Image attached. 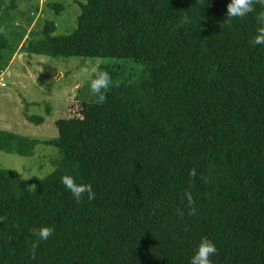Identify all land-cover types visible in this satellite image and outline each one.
Instances as JSON below:
<instances>
[{"label":"trees","instance_id":"1","mask_svg":"<svg viewBox=\"0 0 264 264\" xmlns=\"http://www.w3.org/2000/svg\"><path fill=\"white\" fill-rule=\"evenodd\" d=\"M20 2L0 0L3 24ZM229 2L84 0L72 33L56 35L53 21L30 33L27 54L140 70L116 81L105 67L106 102L71 103L54 139L0 131L1 152L59 154L30 186L0 168V264H189L205 237L213 264H264V46L251 44L264 4L226 21ZM5 52L16 48L1 33L0 74ZM64 175L91 183L96 198L77 203ZM42 226L55 228L47 241L32 236Z\"/></svg>","mask_w":264,"mask_h":264},{"label":"rangeland","instance_id":"2","mask_svg":"<svg viewBox=\"0 0 264 264\" xmlns=\"http://www.w3.org/2000/svg\"><path fill=\"white\" fill-rule=\"evenodd\" d=\"M8 4L11 0H3ZM63 6L57 15L49 4ZM79 3L84 0H21L18 10L7 24L0 15V34L8 37L16 52H5L8 66L0 74V131L41 141L57 137L55 122L64 118L71 103L96 101L88 87L91 70L111 68L122 77H135L140 66L130 60L67 58L53 59L30 55L22 50L31 32H40L46 21L56 25V35H68L76 28L80 13ZM32 19V20H31ZM83 68L88 73L82 72ZM47 109L50 114L47 115ZM44 117L37 126L27 118ZM59 159L57 150L39 145L33 156L20 157L0 151V168L9 171L16 180L30 186L33 178H43L53 172Z\"/></svg>","mask_w":264,"mask_h":264},{"label":"clouds","instance_id":"3","mask_svg":"<svg viewBox=\"0 0 264 264\" xmlns=\"http://www.w3.org/2000/svg\"><path fill=\"white\" fill-rule=\"evenodd\" d=\"M264 4V0H230L227 4V19L226 21H232L237 18H245L249 14L254 13L256 10V4ZM257 23L260 27L257 28L256 34L251 40L253 47L264 46V12H260L257 17ZM82 72L88 73L87 68H83ZM91 78L88 81V87L93 96L97 98V103L102 104L107 100V91L113 84L112 77L107 70L100 67H95L91 70ZM189 175L196 177L197 172L195 169L190 170ZM62 184L68 190L77 203L81 202L85 197L90 202L96 198V193L93 190L91 183H77L76 177L72 175H64L61 179ZM33 190H36V186H31ZM189 204L193 203V198L190 192H185ZM55 234V228L52 226H42L32 229V236L37 241H47ZM38 245H33V251ZM218 253V249L210 239L202 238L197 246L194 254L190 258L189 264H213V259Z\"/></svg>","mask_w":264,"mask_h":264}]
</instances>
